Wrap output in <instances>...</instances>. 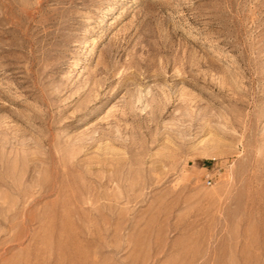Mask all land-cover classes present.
<instances>
[{"label": "rangeland", "instance_id": "rangeland-1", "mask_svg": "<svg viewBox=\"0 0 264 264\" xmlns=\"http://www.w3.org/2000/svg\"><path fill=\"white\" fill-rule=\"evenodd\" d=\"M0 264H264V0H0Z\"/></svg>", "mask_w": 264, "mask_h": 264}]
</instances>
